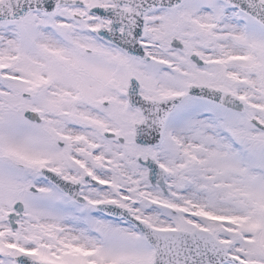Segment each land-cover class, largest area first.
Wrapping results in <instances>:
<instances>
[{"label":"snow or ice","instance_id":"obj_1","mask_svg":"<svg viewBox=\"0 0 264 264\" xmlns=\"http://www.w3.org/2000/svg\"><path fill=\"white\" fill-rule=\"evenodd\" d=\"M0 264H264V0H0Z\"/></svg>","mask_w":264,"mask_h":264}]
</instances>
